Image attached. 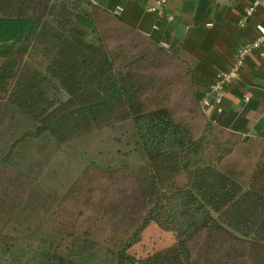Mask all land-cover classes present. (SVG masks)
Instances as JSON below:
<instances>
[{"label": "trees", "instance_id": "obj_1", "mask_svg": "<svg viewBox=\"0 0 264 264\" xmlns=\"http://www.w3.org/2000/svg\"><path fill=\"white\" fill-rule=\"evenodd\" d=\"M0 61V100L36 135L64 144L130 122L144 156L137 168L92 161L47 220L57 236L17 264H97L100 250L102 264H264V142L203 113L187 62L91 0H0ZM168 63L170 75L138 71ZM19 177L0 179L10 185H0V231L33 185ZM150 225L174 243L137 257ZM13 243L0 244V262H16L2 258Z\"/></svg>", "mask_w": 264, "mask_h": 264}, {"label": "rangeland", "instance_id": "obj_2", "mask_svg": "<svg viewBox=\"0 0 264 264\" xmlns=\"http://www.w3.org/2000/svg\"><path fill=\"white\" fill-rule=\"evenodd\" d=\"M109 47L116 48L117 46ZM29 62L40 69L44 67L41 56L32 54ZM171 70L172 66L168 63L164 67L153 69L143 67L138 71L146 75H170ZM181 85L182 83L177 85L176 92L180 93L183 90ZM178 94L173 96L172 103H178ZM16 109L0 100V158L10 152L5 164L0 165V172H2L0 179L9 177L10 181L13 175L18 174L19 178L25 175L26 179L33 184L31 188H27L28 193H24V198L0 231V244L11 245L14 242V248L10 254H3L2 258L4 260L15 259L14 264L18 263L17 260L25 262L30 253H35L36 248L41 245V240L57 236L51 228L46 226L47 220L54 213L53 210L58 206V200L70 184L93 163L92 161L97 162L102 169L107 166L137 168L144 162L142 152L136 147V137L130 122L94 131L59 144L46 133L36 135L35 125ZM178 116L182 115L178 114ZM124 172L118 174L119 184L129 182L123 178ZM18 182H23L22 178ZM103 182L105 184V181ZM0 185L10 186L1 181ZM14 187L16 188L14 192L19 195L23 186L19 187V184H16ZM15 197L14 195L13 198ZM79 220L81 228H85L82 218ZM145 239L146 244L142 245L143 247L138 244L131 251L137 257L174 243L173 236L161 230L152 231ZM99 252L97 264H102L99 261L105 254L103 250ZM258 254L261 257L264 256V250ZM0 264L4 263L0 262ZM68 264L74 263L69 262ZM92 264H95V261Z\"/></svg>", "mask_w": 264, "mask_h": 264}, {"label": "crops", "instance_id": "obj_3", "mask_svg": "<svg viewBox=\"0 0 264 264\" xmlns=\"http://www.w3.org/2000/svg\"><path fill=\"white\" fill-rule=\"evenodd\" d=\"M91 1L187 62L192 68L194 94L201 101L216 77L230 70L238 48L256 39L255 26L264 25V4L239 25L252 0L234 5L219 0H166L162 14L147 10L153 0ZM202 111L225 132L264 142V59L248 56L239 78L217 106ZM152 231L160 230L148 226L141 246Z\"/></svg>", "mask_w": 264, "mask_h": 264}, {"label": "built area", "instance_id": "obj_4", "mask_svg": "<svg viewBox=\"0 0 264 264\" xmlns=\"http://www.w3.org/2000/svg\"><path fill=\"white\" fill-rule=\"evenodd\" d=\"M225 1V0H219ZM264 4V0H252L251 4L244 10L243 18L239 25L243 26L247 19L253 14L255 9ZM166 5V0H153L152 5L148 6L149 12L163 13V8ZM169 20L171 16H167ZM257 37L252 42L246 43L238 48L233 63L229 71L219 74L215 81L209 86L206 96L202 99L201 104L205 108H213L217 106L221 98L226 93L228 87L239 78L244 66L245 59L251 54H256L258 58L264 59V25L257 24L255 26ZM247 100V97H244Z\"/></svg>", "mask_w": 264, "mask_h": 264}]
</instances>
